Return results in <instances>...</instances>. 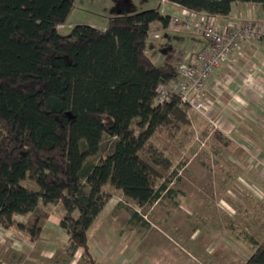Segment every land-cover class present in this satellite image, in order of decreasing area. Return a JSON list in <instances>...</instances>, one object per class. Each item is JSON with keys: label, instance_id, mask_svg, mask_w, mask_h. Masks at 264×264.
I'll use <instances>...</instances> for the list:
<instances>
[{"label": "trees", "instance_id": "1", "mask_svg": "<svg viewBox=\"0 0 264 264\" xmlns=\"http://www.w3.org/2000/svg\"><path fill=\"white\" fill-rule=\"evenodd\" d=\"M211 17H226L235 3L264 0H167ZM75 0H0V223L36 242L59 204L68 252L101 264L88 230L104 207L105 187L121 190L139 210L168 198L179 205L186 161L173 168L154 143L171 148L191 128L190 109L177 96L157 103L161 86L176 78L171 62L147 52L152 25L168 28L159 9L121 14L105 30L86 24L59 32ZM166 135L169 139L164 138ZM98 157L95 163L89 162ZM29 179L38 190L23 182ZM30 214L25 222L15 215ZM132 220L146 225L137 212ZM247 236V235H245ZM245 264H264V238L249 235Z\"/></svg>", "mask_w": 264, "mask_h": 264}, {"label": "rangeland", "instance_id": "2", "mask_svg": "<svg viewBox=\"0 0 264 264\" xmlns=\"http://www.w3.org/2000/svg\"><path fill=\"white\" fill-rule=\"evenodd\" d=\"M162 8V0H75L67 22L58 28L63 35L79 24L105 30L113 17ZM154 37L151 31L147 52L153 60V52H168ZM189 115V132L171 139V148L154 139L173 168L186 161L180 180L171 184L183 192L180 204L164 198L139 210L121 190L107 185L104 207L88 230L92 253L102 264H245L253 252L249 235L264 238V192L252 182L256 173L251 166L231 163L233 150L215 141L211 126L199 124L192 111ZM23 184L38 190L29 179ZM40 208L50 216L39 240L10 229V236L0 237V264H87L81 251L74 257L68 252V236L60 226L63 205L40 203ZM132 211L146 225L132 220ZM29 216L14 218L25 222Z\"/></svg>", "mask_w": 264, "mask_h": 264}, {"label": "crops", "instance_id": "3", "mask_svg": "<svg viewBox=\"0 0 264 264\" xmlns=\"http://www.w3.org/2000/svg\"><path fill=\"white\" fill-rule=\"evenodd\" d=\"M162 7L161 12L172 18L182 17L187 11L167 0H162ZM214 19L222 30L238 21L253 22L264 29V5L235 3L230 15ZM152 31L154 38L168 46V52L152 53L156 63L174 64L180 53L177 48L196 52L207 46L204 39L193 33L176 31L171 24L164 29L155 23ZM203 100L207 102L205 115L191 110L197 122L211 126L217 133L215 141L233 150L231 163L252 167L256 173L252 182L264 192V39L242 42L234 60L213 71Z\"/></svg>", "mask_w": 264, "mask_h": 264}, {"label": "built area", "instance_id": "4", "mask_svg": "<svg viewBox=\"0 0 264 264\" xmlns=\"http://www.w3.org/2000/svg\"><path fill=\"white\" fill-rule=\"evenodd\" d=\"M215 17L186 11L182 17H173L174 30L193 33L207 42L199 51H182L175 59L176 78L158 89L156 102L177 96L190 111L206 114L207 102L203 100L206 84L216 68L234 60L242 42L263 40L264 29L253 22L238 21L222 30ZM176 55L175 52H173ZM11 230L0 223V237L10 236Z\"/></svg>", "mask_w": 264, "mask_h": 264}]
</instances>
